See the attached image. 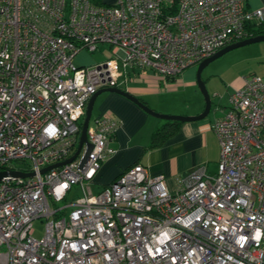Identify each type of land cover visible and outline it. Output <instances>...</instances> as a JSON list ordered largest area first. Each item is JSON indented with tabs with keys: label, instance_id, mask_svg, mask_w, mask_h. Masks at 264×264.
Instances as JSON below:
<instances>
[{
	"label": "built area",
	"instance_id": "built-area-1",
	"mask_svg": "<svg viewBox=\"0 0 264 264\" xmlns=\"http://www.w3.org/2000/svg\"><path fill=\"white\" fill-rule=\"evenodd\" d=\"M264 6L243 0H0V264H264V81L246 75L211 125L219 144L213 174L191 169L174 192L163 175L134 164L93 194L91 184L120 122L90 119L91 95L118 87L126 67L172 83L188 66L251 37ZM112 55L76 66L83 49ZM173 80V81H172ZM13 160H28L14 169ZM73 185L64 211L50 206ZM67 207V206H65ZM61 214V215H60ZM45 218V233L32 222Z\"/></svg>",
	"mask_w": 264,
	"mask_h": 264
},
{
	"label": "crops",
	"instance_id": "crops-1",
	"mask_svg": "<svg viewBox=\"0 0 264 264\" xmlns=\"http://www.w3.org/2000/svg\"><path fill=\"white\" fill-rule=\"evenodd\" d=\"M243 5L246 9H256L264 6V0H243ZM252 60L254 63H264V53ZM198 64H192L178 74L174 79L175 84L168 82L166 85V80L151 70L126 67L124 79L118 88L129 92L154 111L197 115L204 108V98L196 80ZM217 76L216 73L204 72L201 78L209 89L215 84L210 82L211 78ZM258 76L264 81V67ZM243 77L220 78L225 88L213 92L214 105L210 115L195 121L174 123V120L154 119V116L121 94L104 92L98 95L91 119L105 115L119 121L120 126L109 141L112 152L102 162L94 181L105 186L127 168L141 164L147 175H163L168 190L174 192L194 167L202 165L207 173L213 174L217 169L219 144L211 125L227 111L228 96L242 85ZM159 130L160 135L153 140Z\"/></svg>",
	"mask_w": 264,
	"mask_h": 264
},
{
	"label": "rangeland",
	"instance_id": "rangeland-1",
	"mask_svg": "<svg viewBox=\"0 0 264 264\" xmlns=\"http://www.w3.org/2000/svg\"><path fill=\"white\" fill-rule=\"evenodd\" d=\"M112 50L109 45L107 44H98L96 50L94 51H88L86 49L81 50L73 59V63L76 66H84V64L87 63H94L104 60L105 58L112 55ZM262 53H264V41L249 44L243 47H239L237 49L231 50L227 53H225L223 56L215 59L214 61L210 62L202 71L201 77H203V74L210 73H216L218 76L217 78H211L210 82H214L215 84L211 86L209 89L206 85L207 91L210 94L211 98L213 99V92L221 89L224 90L225 86L223 83H221V79H229L232 77H235L237 75L239 76H246V75H252L257 74L260 75V70L264 67V63H254L255 57L260 56ZM224 59L228 60L229 62L225 61ZM227 62V63H226ZM238 62V63H235ZM88 65V64H87ZM176 81H173L172 84H175ZM225 84V83H224ZM123 86V85H121ZM99 101V99H98ZM98 101H96L95 107L97 106ZM158 113L161 114H169V115H179L174 113H164L155 110ZM212 111V110H211ZM95 114V109L93 112V115ZM210 115V114H209ZM212 115V114H211ZM93 119V118H92ZM154 119H157L154 117ZM82 121V119H81ZM30 163L28 160H13L10 163V166L14 169H27L29 167ZM213 170V169H212ZM104 188L103 185L93 182L91 184V189L93 194H97ZM80 189L78 185H73L71 190L67 193L66 197L59 201V202H51L50 206L52 208L59 209L64 211L68 210L70 206H68L74 199L80 196ZM67 206V207H65ZM61 215V214H60ZM45 218H38L33 220L32 222V236L34 238L40 239L44 236L45 233ZM1 249V248H0Z\"/></svg>",
	"mask_w": 264,
	"mask_h": 264
},
{
	"label": "water",
	"instance_id": "water-1",
	"mask_svg": "<svg viewBox=\"0 0 264 264\" xmlns=\"http://www.w3.org/2000/svg\"><path fill=\"white\" fill-rule=\"evenodd\" d=\"M261 41H264V34L255 35V36L245 38L243 40L237 41L235 43H232V44H229V45L223 47L222 49L216 51L211 56H209V57L203 59L201 62H199L198 66H197L196 80H197L199 90H200V92L204 98V108L197 115L184 116V115H169V114L158 113V112L152 110L150 107H148L146 104H144L142 101H140L138 98H136L135 96H133L129 92H127L123 89H120L118 87L101 88V89L97 90L93 95H91V97L89 98V100L87 102L85 114H84L83 120L81 122V129H80L78 146H77V150L75 151V153L72 156H70L69 158H67L61 162H57V163H54V164H51V165H48V166L42 168L40 170V173H44L51 168L61 166L65 163L72 161L76 157V155L78 154L79 150L81 149V146L83 144H85L86 150H85L83 158L80 161L79 167L81 168L83 166L84 162L87 160L88 153L91 150V144L87 140V128H88V125H89V122H90V119L92 116V110H93L95 100H96L97 96L100 95L101 93L115 92V93L121 94V95L127 97L128 99H130L131 101H133L134 103H136L139 107H141L148 114H150L154 117H157L159 119L174 120V121H180V122L201 120V119L205 118L206 116H208V114L211 111L212 106L214 105V102H213L210 94L207 91L206 85L201 78V71L203 70V68L206 67L210 62L214 61L215 59L221 57L222 55H224L225 53H227L231 50H234V49H237L239 47H243V46H246L249 44L261 42ZM6 174H10V175L16 176V177H31L34 175V172L0 171V179L3 176H5Z\"/></svg>",
	"mask_w": 264,
	"mask_h": 264
},
{
	"label": "trees",
	"instance_id": "trees-1",
	"mask_svg": "<svg viewBox=\"0 0 264 264\" xmlns=\"http://www.w3.org/2000/svg\"><path fill=\"white\" fill-rule=\"evenodd\" d=\"M248 30L250 31V36L264 34V23L260 25L250 24L248 26ZM174 123H178V122L174 121ZM159 135H160V130L155 133L153 140H156Z\"/></svg>",
	"mask_w": 264,
	"mask_h": 264
}]
</instances>
